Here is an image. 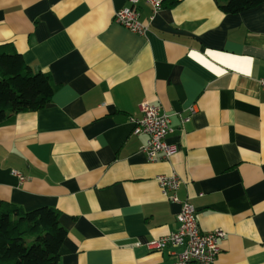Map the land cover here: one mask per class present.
Instances as JSON below:
<instances>
[{"label":"crops","instance_id":"obj_1","mask_svg":"<svg viewBox=\"0 0 264 264\" xmlns=\"http://www.w3.org/2000/svg\"><path fill=\"white\" fill-rule=\"evenodd\" d=\"M128 6L0 0V45L58 87L0 126V204L59 212V264H171L180 248L146 245L177 229L155 181L175 174L199 230L225 234L213 264H264V5L177 0L149 21L140 3L142 36L113 22ZM144 101L170 116L166 161L146 162L132 135Z\"/></svg>","mask_w":264,"mask_h":264},{"label":"trees","instance_id":"obj_2","mask_svg":"<svg viewBox=\"0 0 264 264\" xmlns=\"http://www.w3.org/2000/svg\"><path fill=\"white\" fill-rule=\"evenodd\" d=\"M177 0H163L166 7ZM225 14L264 5V0H214ZM58 87L48 73L34 72L22 56L0 45V126L18 113L44 108ZM66 237L59 212L50 207L25 211L10 203L0 204V264H59V250Z\"/></svg>","mask_w":264,"mask_h":264},{"label":"built area","instance_id":"obj_3","mask_svg":"<svg viewBox=\"0 0 264 264\" xmlns=\"http://www.w3.org/2000/svg\"><path fill=\"white\" fill-rule=\"evenodd\" d=\"M129 6L117 10L113 15V22L133 34L142 36L147 31V25L139 21V4L143 3L151 9L152 16L161 9V0H128ZM258 85L264 91V74L258 80ZM140 117H129L132 126V135L145 136V144L141 152L146 162L156 163L166 161L176 153V147L169 145L166 138L170 133V116L162 113L158 107L148 102L139 105ZM186 122L188 118H182ZM22 182L24 177L13 172ZM160 194L171 203L178 204L180 209L176 214L177 229L169 234L149 242L146 247L149 251H161L167 247H177L181 250L171 264H213L219 254V241L225 236L220 229L208 233L199 230L195 209L186 201L176 196L180 180L175 174L157 176L155 178Z\"/></svg>","mask_w":264,"mask_h":264}]
</instances>
